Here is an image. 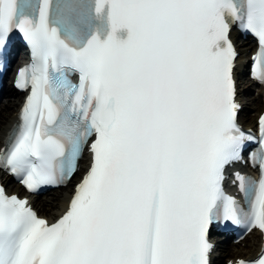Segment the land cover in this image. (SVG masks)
I'll return each mask as SVG.
<instances>
[{
	"label": "snow or ice",
	"instance_id": "1",
	"mask_svg": "<svg viewBox=\"0 0 264 264\" xmlns=\"http://www.w3.org/2000/svg\"><path fill=\"white\" fill-rule=\"evenodd\" d=\"M234 25L264 83V0H0V62L14 32L31 52L0 167L36 192L91 153L55 223L0 187V264H209L213 225L264 233V116L258 140L238 126ZM247 142L241 205L223 182Z\"/></svg>",
	"mask_w": 264,
	"mask_h": 264
},
{
	"label": "bare ground",
	"instance_id": "2",
	"mask_svg": "<svg viewBox=\"0 0 264 264\" xmlns=\"http://www.w3.org/2000/svg\"><path fill=\"white\" fill-rule=\"evenodd\" d=\"M244 46L245 49H247L246 47L250 46V43L246 42L244 43ZM239 53V67L237 69V74L239 73V70H241L240 66L242 63V59L244 58V51L242 50V48H239ZM238 78L239 81L242 79L241 77ZM252 91H254V88L251 84H249V82H239V97L242 98L245 96L243 98L244 108L240 113L239 121L245 127H248L250 124H253L254 117L256 116V114L264 110V104L260 102L259 97H254V95H252ZM5 93L8 94L9 97L15 98H9L0 104V135L7 128V126L11 125L13 121V113L18 103L16 101V97H18V94L15 91L11 90L10 88H6ZM71 192V186L59 189L58 191H54L47 197L34 201V207L39 211L41 216L54 219L56 216H58L59 212L65 207L67 197L69 194H71ZM254 242L255 237L250 236L246 241L248 249L251 248V245ZM217 251L218 256L214 259V264H221L222 257L224 256L228 258L238 257L239 253L241 252V249H239L238 246L229 245L227 249H223V247L220 246L218 247Z\"/></svg>",
	"mask_w": 264,
	"mask_h": 264
},
{
	"label": "rangeland",
	"instance_id": "3",
	"mask_svg": "<svg viewBox=\"0 0 264 264\" xmlns=\"http://www.w3.org/2000/svg\"><path fill=\"white\" fill-rule=\"evenodd\" d=\"M223 261H224V260H222V263H223ZM222 263H221V264H222Z\"/></svg>",
	"mask_w": 264,
	"mask_h": 264
}]
</instances>
